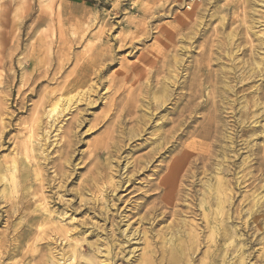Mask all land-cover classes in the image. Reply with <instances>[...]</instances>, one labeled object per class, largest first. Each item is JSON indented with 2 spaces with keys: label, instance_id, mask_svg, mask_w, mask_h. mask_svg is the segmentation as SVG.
Listing matches in <instances>:
<instances>
[{
  "label": "rangeland",
  "instance_id": "rangeland-1",
  "mask_svg": "<svg viewBox=\"0 0 264 264\" xmlns=\"http://www.w3.org/2000/svg\"><path fill=\"white\" fill-rule=\"evenodd\" d=\"M247 3V0L242 3L241 0H0V169L17 158L21 170L20 203L16 206L9 201L15 195L7 198L9 202L0 200V264H45L50 259L49 249L68 247L69 241L61 239L56 244L52 239L34 243L37 231L40 232L34 218L38 212L36 199L43 196V189L51 209L58 211L56 218L61 219L59 213L67 211L75 218L74 232L84 231L76 234L81 252L106 236L115 241L122 239L127 222H131L132 229L148 230L157 239L165 224L185 219L200 235V245L191 262L198 264L210 244L202 202L204 185L219 177L216 173H200L203 161L197 158L206 148L212 149L210 141L176 136L178 139L174 138L173 143L153 153V140L168 133L180 115L189 114L191 108L194 113L193 119H189L190 128L199 126L218 101L221 124H228L226 130H221L227 136L223 144L230 146V137L238 138L239 144L240 153L234 155L229 151L226 157L229 166L236 160L239 174L223 177L228 178L235 192L233 215L236 210L249 211L252 198L264 194V188L257 190L264 185L261 176L264 166L260 164L264 150H260L257 158L248 151L245 140H253L250 145L264 146V133L258 128L264 117L256 116L248 122L253 114L245 119L242 111L248 101L264 96V76L256 75L243 84L236 83L237 79L226 83L238 89L237 101L235 94L230 93L229 100L228 95L221 96L215 89L223 72L231 70L230 76H235L237 71L238 76L243 66H247L251 45L244 39L239 40L241 51L247 48L248 54L240 55L241 62L237 59L238 70L233 68L235 62L223 57L228 49H221L227 36L245 26ZM257 9L262 20L264 6ZM253 31L260 36L264 25L257 24ZM163 83L168 89L164 94L160 87ZM196 89L199 95L191 97ZM67 99L69 110L57 115L54 125L47 116L48 110L57 101L61 110ZM250 128L257 131L255 136L250 137L252 131L244 133ZM29 129L40 144L29 142ZM194 141L195 149L190 147ZM97 142L103 143L102 149L96 147ZM31 145L37 151L31 150ZM186 146L193 150L186 169L197 173L194 177L185 172L181 177L174 197L177 213L168 214L156 226L150 223L152 220L142 221L149 210L158 213L163 210L162 183L167 165L180 159ZM169 147L171 150H166ZM26 155L30 156L27 162L31 160L35 166L38 160L41 164L39 175L34 166L28 171L22 164ZM148 156L152 157L150 162L138 172L144 165L140 160ZM222 157L221 153L218 158ZM245 159L248 160L244 163ZM25 171L27 179L23 177ZM236 179L242 184L236 186ZM113 180L117 182L115 185L111 183ZM103 184L104 195L98 197L95 185ZM51 185L56 189L50 191ZM85 186L92 188L91 194L84 193ZM3 188L0 183V190ZM97 205L113 209L105 210V214L89 209ZM256 213L250 222L252 226L263 227L264 214ZM243 214L236 216L232 227L246 238L243 220L248 216ZM86 223L105 230L91 236L90 230L80 229ZM262 232L264 227L260 229L261 237ZM138 240L132 241L136 248L130 264H137L143 252L145 243ZM126 246L125 253L129 256L132 246L129 243ZM262 247L260 243L249 250L254 258L247 259V264H255ZM117 251L118 248L113 249L114 253ZM122 262L119 260L118 264Z\"/></svg>",
  "mask_w": 264,
  "mask_h": 264
},
{
  "label": "bare ground",
  "instance_id": "bare-ground-1",
  "mask_svg": "<svg viewBox=\"0 0 264 264\" xmlns=\"http://www.w3.org/2000/svg\"><path fill=\"white\" fill-rule=\"evenodd\" d=\"M247 2H248L247 3L248 8L246 7L247 9L244 13L245 14L244 15L245 16L244 18L245 26L244 25L242 26L243 28L242 30H240V32H238L237 30V33H232L231 36H227V39L225 38L227 41L223 42L221 46L222 51L224 49L225 50L228 49V51L224 52L223 57L230 59L232 62H235V65L233 68L235 70H238L240 65L237 62V59H239L238 61H240V58H239L240 55L241 54L245 55L248 52L247 48H244L241 51L242 41H239V40L244 39L247 43H250L251 45L250 46L251 48L250 56L247 59V62L245 61L247 63V66L245 65L243 66V72L239 74L238 76H237V71H235L234 69L233 70L235 71L234 73L235 76H230L233 73L231 70H229L226 73L223 72V74L220 75L219 80H217V86L215 88L216 90L218 89V93L221 96L228 95L229 100H230L229 94L230 93L235 94L236 96L235 101H237V99L240 100V98H238L237 96L238 89L235 90L234 87H231L230 84L226 85V83L234 82V80L237 79L235 81L236 83L243 84L244 81L251 80L256 75L264 76V32H262L260 36L259 34L258 36H256L257 35L256 32L253 31L254 27L257 24L264 25V12H262L263 15H261V17H263L262 20L258 18L257 13H256L258 11L260 12V10L257 9L258 7L264 6V0H247ZM241 3H242V0H241ZM183 19H186V18H183ZM224 19L225 18L223 17L222 20ZM250 36H254L255 38L250 39L251 38ZM255 41L257 42L254 43ZM234 49H236V51ZM252 55H255V57H252ZM242 60H245V59H242ZM173 61L175 62L176 60L173 59ZM166 71H168V69ZM163 80L164 79H162V81ZM160 83L161 82H159V84ZM165 83H163L160 86L162 87L163 94L168 92V89L165 86ZM173 84L175 85V83ZM159 91L160 89L158 90V92ZM197 95H199V91L196 89V92L191 97H194ZM69 100L70 99H67L65 106L61 110L59 109L61 106V105L59 106V101L55 102L53 106L48 110L47 116L51 119V122L54 121V125L56 124V121L58 120V117L56 116L59 115L60 113L62 114L66 109L69 110V106H70ZM154 101H157V100L154 99ZM200 103L201 102H199V104ZM216 103L217 102H214V105L216 108H214L210 116L206 118L205 122L201 123L199 126H195L193 129L190 128L189 119H193L192 115L194 113L193 112L194 108H191L188 110L189 114L185 116L180 115L179 117L180 119L178 120V123L174 125V127L171 128L168 133H165L163 135L159 134L157 136V139L153 140L155 146L153 147L152 151L154 153L158 151L160 148H164V146H168L169 143L170 144L173 143L174 138H177L181 135H187V137L189 136V137H193L196 139H199V138L204 139V140L209 139L210 141L209 147L211 146L212 149L215 148L216 150L212 152V149L206 148L204 154L200 155L197 158V159L202 158V161H203L204 169L200 173H203V174H207V173L215 174L216 173V175H218L219 177H217L215 182L213 183L208 182L206 183V185H204L205 188H204L202 202L205 207L204 218L206 221V229H209L210 231L209 232L210 233L209 234L210 244L208 245L209 246L208 249L204 252V256L201 258L198 264H247V259H249L250 257L254 258L251 251L249 252V250H251L254 245L260 244V243L263 244V247H262L263 251L261 254L257 256V260L255 261V264H264V257H263L264 256V236L261 237L262 234L260 233V229L263 228L264 226L263 227L261 226L260 228H258L259 225L252 226L250 222V217L255 216L256 212H257L256 215L264 214V194H262L261 196L257 194L258 197L254 196L252 198L254 202H253V206L248 208L249 211L246 210L245 212H243L242 210H236V215H233L232 204L235 198V192L233 191V188L230 185V181L227 180L228 178L225 179L223 177L239 174V171H237L238 166L235 163L236 160L235 159L232 160V165L229 166L227 165L228 160L226 158L229 154V151L231 154L234 153V155H236V153H240L238 149L239 144H238V138L236 137L235 138L230 137L231 138L230 146H225V144H223L227 136L224 132H221V130L222 131L226 130L228 124H225V125L221 124V120L219 116V104H218L219 101L217 105ZM244 108L245 109H243L242 112L244 114L243 117L244 118L246 117L245 119H247L249 116L253 114L251 118H249L248 122H252V118H255L256 116L259 118L264 117V96L258 99L254 98L252 101H248V103L244 106ZM182 114L184 113L182 112ZM244 123H246V120L244 121ZM187 125L189 126L187 127ZM32 128L33 127H31V129ZM62 128H63L62 126H59V130H62ZM258 128H262V130L260 131L261 134L264 133V123L261 124L260 127ZM31 129H29L30 130L29 132L30 141L29 142L31 143L36 142L37 144H40V141L36 140ZM250 132L252 134L250 135V137L255 136L257 133L256 130H253L251 128L249 130L244 131L245 134H249ZM250 141H253V140H250L249 138L245 140V145H247L246 148L248 149V151H252V154H254L258 158V155L260 154V150H262V148L264 150V146L259 145V144L250 145ZM95 145L98 149H102L104 146L103 143H100V142H97ZM190 147L195 149L197 147L196 141H194L190 145ZM217 147H219L220 149H217ZM31 148H32L31 150H33L34 152L37 151L34 145H31ZM166 150L168 151L171 150V147L167 148ZM184 150L185 152L180 159L179 158L173 159V161L171 160V163L167 165L166 177L162 183L165 189V195H164L165 201H164V204L162 205L163 210L160 213H158L157 211L154 212V210L152 209L149 210L142 217V221L152 220V222L150 223L153 226L154 225L156 226V224H159L162 221V219L168 214L171 215L173 213H177V211L174 210V206H175L174 197L177 194L176 188L179 184V181L181 180V177L185 175V172H188V173L190 172V175L194 177L196 176V173H197L193 170L190 171L189 169H186L187 164L190 163L189 162L191 158L190 153L193 150H189L187 146L185 147ZM221 153L223 154V157L218 158V156ZM46 158L48 159L47 156ZM151 158H152L151 156H148V157H144L143 160H140V162L143 163L144 165L139 167L138 172L146 168L147 163L150 162ZM29 159H30V156L26 155L25 160L22 161V164L25 165V167L27 168L26 170L28 171L29 169L32 168V166H34L30 162L31 160L27 162V160ZM247 160L248 159H245L244 163ZM260 164L264 166V155H263V159ZM40 165H39V161L36 160L34 170L37 172V174L39 172ZM27 173L28 172L25 171V174H23L25 175L23 176L24 178L28 176ZM261 176L264 177V168L261 170ZM20 178H21L20 162L17 160V158H13L11 159L8 165L6 164L5 167L3 166L0 169V183L4 184V188L0 190V200L4 202L11 201L16 206L17 204L20 203L21 200L19 199V196H18V193L20 190L19 186L21 185ZM130 178L131 177H128V179ZM41 179L42 178H40V180ZM262 181H263V178L260 179V182ZM39 182L41 183V181ZM235 182L237 183V184L235 183L236 186H238V183L242 184V181H240V179H236ZM111 183L112 185H115L117 182L113 180V182ZM52 185L49 186L50 191L54 190V188L56 189V187ZM95 187L99 191L98 197H100L101 195H104V191H105L104 184L95 185ZM261 188H264V185L260 188L257 187V190ZM9 189H11L10 192L8 191ZM27 189L28 188L26 187V190ZM83 191L84 193L91 194L92 188L90 186H85L83 188ZM42 192H43L42 193L43 196L38 197V199H36L39 201L36 207V210L39 213L36 211L37 213L34 218L36 219V222L38 223L37 226L40 232L37 231L38 234L35 235L34 243L37 245L40 241L49 240V239H52L51 241L54 244L58 243L59 239H61L62 241L63 240L69 241L67 248L66 246L61 247V248L60 246H56L55 248L49 249L48 254H49L50 259L46 260L45 264H118L119 260L123 261L121 264H124V263L130 264L132 263L135 257L136 247H133L134 243H132V241L135 239H139L138 242L143 240L145 243V246L143 247V252L137 264H191V262L194 260L195 253L200 245L199 244L200 235H199L198 230L189 221L185 219H178V220H174L172 223L165 224L162 231L158 232L157 239L151 237V235L148 233V230H144L142 232L139 227L132 229L131 222H127L126 223L127 227L124 230L125 236L121 235L123 236L122 239L119 238L117 239V241H115L113 238L110 239V237L106 236L102 238V240L99 239L98 243L94 245L92 244L91 247L85 249L84 252H81L80 249L78 248V239H76V236H77L76 234H82L84 233V231L81 230L80 232H77V233L74 232V230H76V226L74 224L75 218L72 214L68 215L67 211H62L61 213H59V215H61L62 218L60 217L61 219H57L56 214L58 211L51 209V206H49V202L47 201L46 196H44L46 191L44 192V189H43ZM13 195L15 196L13 197ZM9 196H12L13 199L8 201L7 198ZM15 197L17 198L14 200ZM62 198L64 197L62 196ZM102 202L104 203V201ZM89 209H91L93 212L98 210L101 214H105L106 211L112 210L113 208L109 206L100 207L99 205H97V207L95 206L94 208H89ZM160 214L163 216L160 217ZM242 214L244 215V217L248 216L247 219L243 220L244 222L242 221L243 229H245L247 233L246 238L241 237L243 234H239L238 228L232 227L235 224L236 216H239ZM68 218H70V221L65 222ZM228 224L230 225V227L228 226ZM90 225H92L93 228L88 227ZM80 229L85 230V232L90 230L91 236L92 235L96 236L99 233H101V230L102 231L105 230V229L104 230L101 229V227L96 224H90V223L89 224L86 223L84 225L82 224V227ZM152 229L153 228H151V230ZM153 234H155V232H153ZM127 243H129L132 246L129 251L130 252L129 256H127V254L125 253ZM114 248L115 249L118 248L119 251L114 253L113 252ZM112 255H114V257ZM102 256H105V258L100 259ZM109 261H111V263Z\"/></svg>",
  "mask_w": 264,
  "mask_h": 264
}]
</instances>
